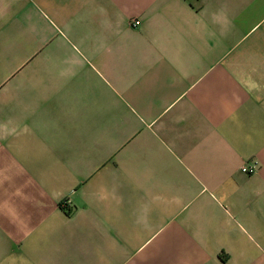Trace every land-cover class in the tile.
Segmentation results:
<instances>
[{"label":"crops","instance_id":"crops-1","mask_svg":"<svg viewBox=\"0 0 264 264\" xmlns=\"http://www.w3.org/2000/svg\"><path fill=\"white\" fill-rule=\"evenodd\" d=\"M0 264H264V0H0Z\"/></svg>","mask_w":264,"mask_h":264},{"label":"built area","instance_id":"built-area-1","mask_svg":"<svg viewBox=\"0 0 264 264\" xmlns=\"http://www.w3.org/2000/svg\"><path fill=\"white\" fill-rule=\"evenodd\" d=\"M138 24H139V22L135 21L131 24V26H138ZM257 168H258L257 162L252 161V162H248L247 164L241 166L240 172L242 174H245V175H251V174H254L256 172ZM61 206L63 209L66 208L65 203H63Z\"/></svg>","mask_w":264,"mask_h":264}]
</instances>
